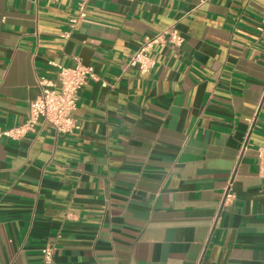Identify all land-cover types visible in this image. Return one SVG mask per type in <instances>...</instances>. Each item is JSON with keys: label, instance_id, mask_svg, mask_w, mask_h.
<instances>
[{"label": "crops", "instance_id": "crops-1", "mask_svg": "<svg viewBox=\"0 0 264 264\" xmlns=\"http://www.w3.org/2000/svg\"><path fill=\"white\" fill-rule=\"evenodd\" d=\"M0 0V131L82 63V129L0 136V264H264V0ZM174 26L146 73L127 64ZM243 145L235 199L221 207Z\"/></svg>", "mask_w": 264, "mask_h": 264}, {"label": "built area", "instance_id": "built-area-1", "mask_svg": "<svg viewBox=\"0 0 264 264\" xmlns=\"http://www.w3.org/2000/svg\"><path fill=\"white\" fill-rule=\"evenodd\" d=\"M90 0H81L77 14L69 20L71 29L78 26L87 17V8ZM259 30L264 32V12ZM165 42L175 45L183 43V37L174 27H168L154 35L146 36L145 42L140 49L130 54L127 64L138 69L141 73L150 71L156 64V60L150 55V51L156 46ZM91 81L101 82L103 86L108 83L101 79L94 67L77 63L74 66L59 65L56 80L51 81L44 77L39 79L41 87L40 96L31 103L28 120L23 125L13 129L0 131V136L19 139L28 132L35 131L36 125L41 120L54 127L57 133L73 134L82 129L81 122L75 116L80 91ZM247 145H243L239 160L235 165L221 202V207L231 203L235 199L233 190L234 181L237 175L238 165L243 157ZM259 174L264 178V143L257 148ZM44 261L48 264L53 262L54 248L47 246L42 249Z\"/></svg>", "mask_w": 264, "mask_h": 264}]
</instances>
